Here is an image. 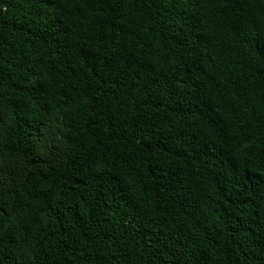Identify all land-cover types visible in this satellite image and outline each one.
Masks as SVG:
<instances>
[{
    "label": "trees",
    "instance_id": "1",
    "mask_svg": "<svg viewBox=\"0 0 264 264\" xmlns=\"http://www.w3.org/2000/svg\"><path fill=\"white\" fill-rule=\"evenodd\" d=\"M0 264H264V0H0Z\"/></svg>",
    "mask_w": 264,
    "mask_h": 264
}]
</instances>
